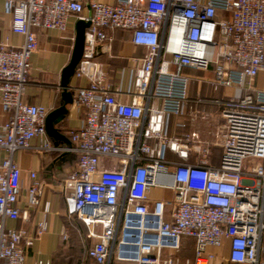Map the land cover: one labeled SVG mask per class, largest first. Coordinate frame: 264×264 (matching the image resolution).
<instances>
[{"label": "built area", "instance_id": "1", "mask_svg": "<svg viewBox=\"0 0 264 264\" xmlns=\"http://www.w3.org/2000/svg\"><path fill=\"white\" fill-rule=\"evenodd\" d=\"M7 3L10 31L22 40L0 43V105L8 114L0 124V149L6 152L0 160V264H26L25 248L48 230L45 217L36 222L35 237L6 224L28 220L21 202L41 205L43 180L30 170L23 182L14 160L30 148L76 156L61 191L67 214L86 228L87 257L95 264H180L184 237L193 240L192 264L215 260L208 248H220L224 238L230 262L264 264V0L91 1L88 12L80 0ZM71 16L90 24L73 73L86 84L72 88L84 117L63 146L46 134L48 108L23 96L38 46L33 29L64 31ZM107 28L130 31L131 42L146 51L121 70L116 85L97 59L111 54ZM186 68L211 72L212 90H233L221 112L218 166L210 164L207 145L190 147L168 134L169 117L182 115L188 101ZM192 149L196 163L187 161ZM167 151L180 161L168 160ZM106 162L116 165L107 168ZM153 189L174 197L151 201ZM42 211H49L48 202Z\"/></svg>", "mask_w": 264, "mask_h": 264}, {"label": "crops", "instance_id": "2", "mask_svg": "<svg viewBox=\"0 0 264 264\" xmlns=\"http://www.w3.org/2000/svg\"><path fill=\"white\" fill-rule=\"evenodd\" d=\"M80 1L83 2L85 11L88 12L91 1L114 3L115 0ZM10 18L11 8L7 0H0V43L18 45L22 38L10 31ZM77 21L75 17H69L64 31L33 29L37 35L38 46L30 56V72L23 96L24 102L45 106L48 108V113L64 104L60 86L61 71L70 59ZM106 32L112 37L111 54L109 56L101 54L97 59L104 63L108 77L116 85L121 81V70L132 64L133 57L139 58L146 51L131 42V33L128 30L107 28ZM185 72L191 75L188 101L182 115L169 117L168 134L181 139L190 147L197 142L207 145L210 164L218 166L221 157L219 137L224 122L221 112L227 106V94H231L233 90L223 88L212 90L208 82L212 76L209 71L186 68ZM260 77L259 75V85ZM85 84L84 79L71 77L69 91L72 93V103L66 104V114L54 124V127L65 139L47 135L53 144L63 146L70 144L69 131L77 129L84 117V109H77L73 104L72 88ZM118 97L124 101L129 100V97L125 95H118ZM7 117L8 114L2 110L0 105V124L4 123ZM191 118H194V121ZM181 123L184 126L177 125ZM192 132L196 133L195 139H186V135ZM37 143L38 139L31 141L32 146ZM5 156L6 152L0 149V160ZM166 156L171 162L180 161L178 156L171 151H167ZM14 160L22 170L23 182L27 181V173L30 170H36L38 177L45 184L40 206L28 207L24 202L19 204L22 209L28 210V220L18 219L6 222L7 226L24 229L29 236L35 237L36 222L43 217L47 220L48 230L46 233L34 238L33 244L25 248V263L32 264L35 260L42 259L49 260L51 264H95L87 260V249L91 245V241L86 236V228L81 227L82 224L75 215L67 214L61 191L63 178L73 168L76 156L68 152H46L30 148L16 152ZM187 161L190 163L198 161V155L193 149L189 152ZM257 163H261V161L258 160ZM115 165L111 162L105 163L107 168H112ZM150 197L152 201L154 199L171 200L174 196L170 190L153 189ZM47 202L49 211L44 213L43 206ZM170 211L171 208L167 207V216ZM261 244L264 246V231L261 236ZM183 246L184 249L191 248L194 254L191 238H183ZM208 251L217 254V258L210 264H234L228 260V238H224L220 248L210 247ZM260 257L264 259V252L259 253Z\"/></svg>", "mask_w": 264, "mask_h": 264}, {"label": "water", "instance_id": "3", "mask_svg": "<svg viewBox=\"0 0 264 264\" xmlns=\"http://www.w3.org/2000/svg\"><path fill=\"white\" fill-rule=\"evenodd\" d=\"M89 24L90 23L88 21L83 20H78L76 22L75 37L70 59L67 65L61 71L60 86L62 88L64 104L49 112L45 118L46 133L53 138L58 136L65 139V137L62 136L54 127V124L59 122L62 119L63 115L66 114V104L72 103V93L69 91V82L71 77L73 76L74 69L82 56L85 29L89 26Z\"/></svg>", "mask_w": 264, "mask_h": 264}, {"label": "rangeland", "instance_id": "4", "mask_svg": "<svg viewBox=\"0 0 264 264\" xmlns=\"http://www.w3.org/2000/svg\"><path fill=\"white\" fill-rule=\"evenodd\" d=\"M81 227L84 229L83 225H81ZM177 256L180 258V264H192L194 258V254L191 248L180 250ZM187 260L189 261L188 263Z\"/></svg>", "mask_w": 264, "mask_h": 264}, {"label": "trees", "instance_id": "5", "mask_svg": "<svg viewBox=\"0 0 264 264\" xmlns=\"http://www.w3.org/2000/svg\"><path fill=\"white\" fill-rule=\"evenodd\" d=\"M185 238V237H184ZM182 246H181V250L182 249H184L185 247L183 246V239H182V244H181ZM87 260H89V261H92L91 259H89L88 257H87ZM93 262V261H92Z\"/></svg>", "mask_w": 264, "mask_h": 264}]
</instances>
